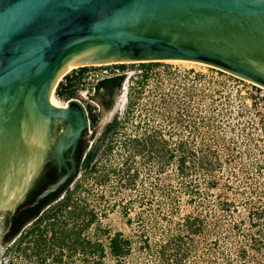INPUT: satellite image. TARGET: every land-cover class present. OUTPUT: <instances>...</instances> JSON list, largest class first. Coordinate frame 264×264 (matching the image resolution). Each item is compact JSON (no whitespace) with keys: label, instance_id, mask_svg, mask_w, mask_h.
Segmentation results:
<instances>
[{"label":"rangeland","instance_id":"rangeland-1","mask_svg":"<svg viewBox=\"0 0 264 264\" xmlns=\"http://www.w3.org/2000/svg\"><path fill=\"white\" fill-rule=\"evenodd\" d=\"M146 63L144 79L141 63L126 64L128 110L120 114L118 93V126L108 135L100 126L94 160L67 193L96 216L82 239L107 247L106 264H162L164 243L199 217L184 264H264V88L204 64ZM117 233L131 243L119 260L109 250ZM14 241L0 264H37ZM90 258L65 253L63 264Z\"/></svg>","mask_w":264,"mask_h":264},{"label":"water","instance_id":"water-1","mask_svg":"<svg viewBox=\"0 0 264 264\" xmlns=\"http://www.w3.org/2000/svg\"><path fill=\"white\" fill-rule=\"evenodd\" d=\"M163 60L207 64L264 88V0H0V213L41 176L57 122L67 127L51 154L64 174L21 210L76 174L89 121L77 100L51 105L60 76L78 65ZM5 234L0 219V251Z\"/></svg>","mask_w":264,"mask_h":264},{"label":"trees","instance_id":"trees-1","mask_svg":"<svg viewBox=\"0 0 264 264\" xmlns=\"http://www.w3.org/2000/svg\"><path fill=\"white\" fill-rule=\"evenodd\" d=\"M148 64L153 63H141L140 65L143 70V79L148 78L149 69L151 68ZM115 67L126 70V64L115 65ZM80 69L81 72H86L88 67ZM125 78L123 75L105 79L97 84V88L103 89L113 85L115 93L118 95ZM65 79L68 81V84L67 86L63 83L59 84L56 92L57 96L60 98L66 93L68 98H76L73 80L70 76H66ZM130 98L131 95L129 94ZM129 105L130 101L127 110ZM93 116L94 123H97L98 117L96 115ZM117 126L118 122L114 119L113 124L105 135L113 132ZM85 157L86 162L84 166L90 167L94 160L95 152L90 151ZM56 181L55 168L48 166L27 193L21 206L23 207L32 203L43 190ZM73 188L68 183L58 192L46 197L40 204L19 211L18 216H15V214L9 216L10 221L15 226L9 233L7 243L13 239L15 240L14 242L18 241L16 252L19 255L34 260L37 264H63L65 262V253L68 256H73L76 252L81 251L84 256L91 257L89 264H106L103 259L107 247L98 240L94 241L90 238L82 239L84 232L95 222L96 216L92 209H88L87 205H78V202L75 204L72 200V194L67 195L69 189ZM59 199H62V203L52 209V211H49L52 205L59 203ZM71 220L80 221L83 225L71 227L69 224ZM201 223V218L199 217L186 220L187 233L176 235L172 237L173 239L164 243L159 253L160 263L184 264L189 251L185 252L182 248H185L186 239L191 238V236L198 232ZM130 248V241L125 239L121 233L110 237L109 250L117 260L126 256L130 252Z\"/></svg>","mask_w":264,"mask_h":264},{"label":"flooded vegetation","instance_id":"flooded-vegetation-1","mask_svg":"<svg viewBox=\"0 0 264 264\" xmlns=\"http://www.w3.org/2000/svg\"><path fill=\"white\" fill-rule=\"evenodd\" d=\"M102 66H104V65H102ZM115 68H117V67H115ZM88 99H90V98H88ZM118 99H119V95H116L115 88L113 87V85L109 86L108 88H103V89L97 88V86H96L95 91L92 95V101L95 102L96 105L99 107V113L98 114H100V115L97 116L98 122L94 123V121H93V117H94L93 115L94 114H92V112H90V111H92V107L90 105L91 103L90 102L83 103L82 101L77 100L76 98H71L70 102L77 100L86 109L87 117H88V121H89V127H88V129H86V131H84L81 140L79 141V143L76 146L77 148H76V152L74 155V159L76 161L77 171H76V174L73 177V179L69 182L70 186L71 185L74 186V184H76L77 176L80 173V169H82L84 167V164L86 162L85 156L91 151L92 147H98V145L94 144V143L96 142L95 137H97L96 135L99 132L100 126H102L101 130L103 131L101 134H105L108 131V129L111 127V125L113 124L114 118H113L112 113H113V111L117 105ZM68 103L69 102H67V107H68ZM105 114H106V116L104 117ZM102 116H103V119H102ZM66 127H67V125L64 122H57L54 124V126L52 128V136H51L50 146L47 148L48 154L46 155V158H45V161H48L45 169L48 166L54 167L55 168V175L57 176V180L64 174V169L62 171L59 170V165L56 162V160H54L52 158L51 153H52V150L54 149V147L57 143L59 136L61 135L62 132H64ZM110 133H112V132H110ZM150 139H151V137H150ZM67 156H70V155L67 154ZM68 164L71 165V163H69V162H68ZM44 170H43V172H44ZM43 172H42V174H43ZM38 179L36 181H38ZM36 181L33 183V185L36 183ZM32 186H31V188H32ZM27 193L25 194V196H23L20 199L19 202H17L15 205L10 207L6 212L0 213V219L2 220V226H3L4 231L6 232V234L2 240L3 247L1 248L0 254H1L2 250L4 249V247H6V249H7L10 242H12L14 240L13 239L9 243H7L8 239H9V237H8L9 233L15 226V224L10 221L9 216L13 215V214H15V216L16 215L18 216V213H19V211H21V208H22L21 204L23 203ZM11 225H13V227H11Z\"/></svg>","mask_w":264,"mask_h":264},{"label":"built area","instance_id":"built-area-1","mask_svg":"<svg viewBox=\"0 0 264 264\" xmlns=\"http://www.w3.org/2000/svg\"><path fill=\"white\" fill-rule=\"evenodd\" d=\"M116 65H120V64H116ZM114 66L115 65L85 66L88 67V70L86 72H81V69L78 68L70 72L68 75H65V77L70 76V78L73 80V84H74L73 89L76 90V96H77L76 99L82 102L88 100L91 104L96 106L97 110L92 109L91 111L92 114L96 116H98L97 112H99V107L96 105L95 102L92 101V95L95 91L97 84L105 79H111L123 75L126 77V79L123 82L122 87L120 89V93H121L120 98L122 102L120 108L121 109L120 114L124 115L125 111L127 110V106L129 103V87H130L129 80L133 77V75L129 73L127 70H122L121 68H115ZM65 77L60 83H63L65 86H67L68 81L65 79ZM90 81H92V83H90ZM60 99L64 103L71 101V98H68L66 93L62 97H60Z\"/></svg>","mask_w":264,"mask_h":264},{"label":"bare ground","instance_id":"bare-ground-1","mask_svg":"<svg viewBox=\"0 0 264 264\" xmlns=\"http://www.w3.org/2000/svg\"><path fill=\"white\" fill-rule=\"evenodd\" d=\"M163 62H167V63H170V64H180V63H185L189 66H192V65H203V63H198V62H193V61H185V60H163ZM106 66V65H113V63H106V64H97L95 66ZM204 65H207V64H204ZM209 66V65H208ZM81 67H85V65H78V66H74L72 68H70L69 70H67L62 76H60V78L57 80L53 90H52V93H51V98H50V103L51 105L57 107V108H66L67 107V103L63 102L64 104H61V101H59L57 98H56V91H57V88L59 86V83L64 79L65 75H68L70 72H72L73 70L75 69H78V68H81ZM194 67V66H193ZM211 67V66H210ZM58 97V96H57ZM59 98V97H58ZM60 99V98H59Z\"/></svg>","mask_w":264,"mask_h":264}]
</instances>
